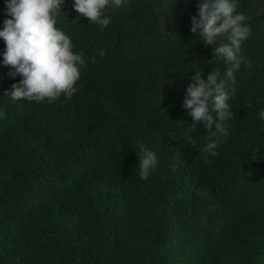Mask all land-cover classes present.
I'll return each mask as SVG.
<instances>
[{"label":"trees","instance_id":"16d2710c","mask_svg":"<svg viewBox=\"0 0 264 264\" xmlns=\"http://www.w3.org/2000/svg\"><path fill=\"white\" fill-rule=\"evenodd\" d=\"M199 2L127 0L101 29L64 0L55 26L85 64L52 103L5 96L22 77L0 38V264H264V0H237L251 33L215 156L182 106L195 71L226 70L191 33Z\"/></svg>","mask_w":264,"mask_h":264},{"label":"clouds","instance_id":"9594fccd","mask_svg":"<svg viewBox=\"0 0 264 264\" xmlns=\"http://www.w3.org/2000/svg\"><path fill=\"white\" fill-rule=\"evenodd\" d=\"M63 3L64 0H5L6 15L10 18L4 19L0 29V38L6 45L3 64L9 66V76L22 77L11 85V91H5V96L37 102L47 98L52 103L62 94L71 99L77 91L75 84L85 61L82 52L72 51L69 36L55 26L57 17L63 14ZM126 3L127 0H74L73 8L103 29L111 23L104 10ZM197 8V14L191 17V33L198 35L205 46H212L211 60L206 63L216 65L223 61L226 70L223 79H219L221 73L216 67L206 78L202 70L195 71L182 106L193 121L188 128L190 133L196 131L197 122L206 129L199 151L215 156L222 138L228 135V121L235 115L228 101L236 92L234 73L244 62L242 43L249 37L251 28L246 23L248 16L236 11L237 0H200ZM99 55L104 56L105 50L100 49ZM259 116L264 119V109ZM188 143L193 148L197 146L191 135ZM137 155L139 177L147 180L157 167L158 157L143 142H139Z\"/></svg>","mask_w":264,"mask_h":264}]
</instances>
